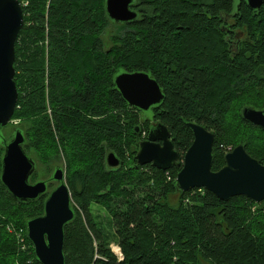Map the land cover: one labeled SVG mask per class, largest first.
Returning a JSON list of instances; mask_svg holds the SVG:
<instances>
[{"label": "trees", "instance_id": "1", "mask_svg": "<svg viewBox=\"0 0 264 264\" xmlns=\"http://www.w3.org/2000/svg\"><path fill=\"white\" fill-rule=\"evenodd\" d=\"M105 1H23L15 47L12 120L25 133V150L42 164L59 155L66 163L75 212L65 227L66 264H264V202L222 201L205 189L183 192L175 184L180 168L138 166L135 158L136 127L141 140L161 122L183 162L194 140L192 122L215 136L214 171L241 144L264 161V130L241 116L244 107L264 109V99L246 96L264 88V5L250 11L240 1L241 29L251 38L232 51L221 16L240 2L135 0L138 18L114 23L121 31L106 49L102 35L113 22ZM120 71L148 73L165 95L162 104L148 113L130 107L114 86ZM4 151L0 142V176ZM110 153L122 166H108ZM47 197L19 202L0 180V264H41L27 223L44 214ZM93 206L108 216V230ZM10 223L23 231L26 251L6 231Z\"/></svg>", "mask_w": 264, "mask_h": 264}, {"label": "water", "instance_id": "2", "mask_svg": "<svg viewBox=\"0 0 264 264\" xmlns=\"http://www.w3.org/2000/svg\"><path fill=\"white\" fill-rule=\"evenodd\" d=\"M245 1L254 10L264 5V0ZM134 4L135 0H106L105 9L112 22L128 24L139 16L133 9ZM24 22L20 0H0V142L5 149L0 180L19 202H35L48 194L44 214L28 221L27 236L41 264H66L65 227L75 218L66 170L58 167L49 179L32 183L37 162L25 150V133L17 128L9 140L3 135L18 104L15 47ZM114 86L130 107L145 113L161 105L165 99L159 83L146 72L120 71L114 77ZM241 116L264 130V109L244 107ZM188 127L194 140L183 162H180L167 126L161 122L153 124L145 140H140V127H136L139 150L135 158L138 166L152 165L162 171L180 168L175 184L183 192L205 189L222 201L244 196L256 204L264 202V162L251 157L245 147L239 145L225 154V165L214 171V134L197 123L189 122ZM107 162L111 168L122 166V161L114 153L108 155ZM51 182L57 186L50 191Z\"/></svg>", "mask_w": 264, "mask_h": 264}, {"label": "rangeland", "instance_id": "3", "mask_svg": "<svg viewBox=\"0 0 264 264\" xmlns=\"http://www.w3.org/2000/svg\"><path fill=\"white\" fill-rule=\"evenodd\" d=\"M23 1H24V3H26V0H23ZM120 31L121 30L119 29V26L115 25L114 22H113V24H110L108 26V28L105 30L104 34L102 35V39L104 41L106 49L110 48L113 45V41H114V37L113 36L116 35L117 33H119ZM263 95H264V88H259V89H254L252 92H250L246 96L250 97L251 99L259 98L260 100H263L264 99ZM246 96L241 97V101L245 100ZM242 105H246L245 102H241V106ZM253 106L257 107L256 105H253ZM19 124H20V122L12 120V122L3 131L4 137L8 138V139L11 138V136L14 133V131L18 128ZM145 137L146 136L144 134L143 137H141V140L145 139ZM223 148L225 150H231L232 147L228 146V145H225ZM28 153H29V155L31 154L30 155L31 157L33 156L37 160V155H36L35 151H30ZM58 167L63 168L64 170H66L65 160L60 155L56 156V157H53L50 160L48 165L47 164H42L41 162H39V160H37V172L34 174V176L32 178V180H33L32 183H35V182L40 181V180L49 179L53 175L55 169L58 168ZM56 186H57V184H53L52 187H51V190H53ZM93 210H95V214L96 215H101V220H102V223H103V227L106 230H108L110 228V225H111L108 222V216L104 213L103 210H100L96 206H93ZM7 226H10V227H12L13 230H16L15 225L12 224V223H10V225H7ZM6 231L9 232L7 229H6ZM112 232L113 231H111V234H113ZM9 233H11V232H9ZM118 246L119 245L117 244L116 241H111L110 247H111V249H112V251L114 253H115L114 250L117 249Z\"/></svg>", "mask_w": 264, "mask_h": 264}, {"label": "flooded vegetation", "instance_id": "4", "mask_svg": "<svg viewBox=\"0 0 264 264\" xmlns=\"http://www.w3.org/2000/svg\"><path fill=\"white\" fill-rule=\"evenodd\" d=\"M248 8L250 9V11H258L261 9L260 8L258 10H254L249 6H248ZM241 10H242V7H241V2H240V5H236V6L228 8L229 12H227L223 16H221V18L224 20V23L222 24L223 35H224V38L226 39V41L228 42V45H230L232 51H237L238 48L241 47V44L244 41L251 38L250 35L247 34L246 31L241 29V19H239V16L241 18ZM256 127H258V126H256ZM258 128H260V127H258ZM6 139L9 140L10 138L9 139L6 138ZM241 145H243V144H241ZM245 150H246V147H245ZM53 184H56V183L51 182L49 184V190H51V187Z\"/></svg>", "mask_w": 264, "mask_h": 264}, {"label": "built area", "instance_id": "5", "mask_svg": "<svg viewBox=\"0 0 264 264\" xmlns=\"http://www.w3.org/2000/svg\"><path fill=\"white\" fill-rule=\"evenodd\" d=\"M21 2L23 3V0H21ZM24 4L26 5L27 3H24ZM6 227H7L6 229H7L9 232H11V233H12V232L15 233V235H16V237H17V243H18V245L20 246L21 250L26 251V250H27V245H26V243H25V238H24V236H23V231H16V230H13L12 227H10V226H6ZM1 234H2V232H1V229H0V236H1ZM114 251H115V254H116L117 257H118V260H119V261H123L124 256H123V254H122L121 248L118 246V248L115 249Z\"/></svg>", "mask_w": 264, "mask_h": 264}]
</instances>
